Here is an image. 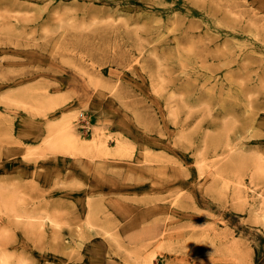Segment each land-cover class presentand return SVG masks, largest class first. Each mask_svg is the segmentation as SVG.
<instances>
[{
    "label": "rangeland",
    "instance_id": "rangeland-1",
    "mask_svg": "<svg viewBox=\"0 0 264 264\" xmlns=\"http://www.w3.org/2000/svg\"><path fill=\"white\" fill-rule=\"evenodd\" d=\"M0 264H264V0H0Z\"/></svg>",
    "mask_w": 264,
    "mask_h": 264
},
{
    "label": "bare ground",
    "instance_id": "bare-ground-1",
    "mask_svg": "<svg viewBox=\"0 0 264 264\" xmlns=\"http://www.w3.org/2000/svg\"><path fill=\"white\" fill-rule=\"evenodd\" d=\"M204 86V85H203ZM202 89V88H201ZM218 99V98H217ZM250 107V106H249ZM224 129V128H223Z\"/></svg>",
    "mask_w": 264,
    "mask_h": 264
}]
</instances>
